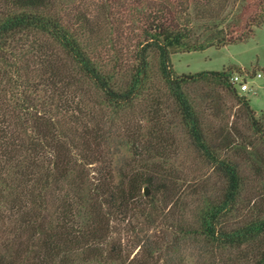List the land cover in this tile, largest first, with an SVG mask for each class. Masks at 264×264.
<instances>
[{"label": "trees", "instance_id": "trees-1", "mask_svg": "<svg viewBox=\"0 0 264 264\" xmlns=\"http://www.w3.org/2000/svg\"><path fill=\"white\" fill-rule=\"evenodd\" d=\"M193 1L184 3L186 13ZM76 2L0 0V264H171L174 256L186 264L181 244L199 246L201 264H264V164L255 169L259 195L246 203L255 215L229 225L247 184L240 165L220 156L235 140L222 132L208 141L188 92L206 82L239 95L233 70L179 75L172 64L175 53L234 39L220 33L193 42L190 17L172 24L166 7L136 8L121 58L115 38L126 36L124 28L100 39L111 43L106 58L92 33L99 24L114 28L111 13L93 22ZM155 79L162 88L153 91ZM178 131L222 173L219 195L182 183L174 167ZM185 191L193 197L183 204L194 208L190 224L178 223L172 209ZM122 233L134 235L130 247Z\"/></svg>", "mask_w": 264, "mask_h": 264}, {"label": "rangeland", "instance_id": "rangeland-1", "mask_svg": "<svg viewBox=\"0 0 264 264\" xmlns=\"http://www.w3.org/2000/svg\"><path fill=\"white\" fill-rule=\"evenodd\" d=\"M186 1L77 0L74 7H78L81 12L94 16L93 22H103L107 15L111 13L107 20L113 23L114 28L107 31L105 25L99 24L92 33L94 42L97 44L98 49L103 52L102 56L106 58H111L113 55L110 50H106H112L109 46L111 43L108 44L102 41V44H100V39H107V36L111 37L112 34L116 33V29L124 28L126 36L115 38L117 42L114 41L117 46L116 56L121 58L127 50L125 46L129 44L130 38H127L128 28L132 24L133 11L136 8L140 11L145 10V12L154 13L158 11L159 7H166L170 11L169 19L172 24L179 23L181 25L185 23L186 18L190 17L189 28L191 30V41L193 42L205 43L211 36L220 33L228 36L229 40L234 39L228 45H216L203 51L175 53L172 55V64L175 72L179 75L231 69L233 75L240 73L243 75L248 74L250 78L255 77L252 86L256 94H233L217 85L206 82L191 84L188 88L190 98L197 106L206 137L208 139H218L217 137L222 132L224 135H229L227 133L233 134L231 138L232 141L235 140L233 146L227 153H222L220 156L222 159L230 158L233 162L239 164L241 171H243L242 175L247 179L246 189L242 194L241 208L235 217L230 218L229 222V225L238 227L255 215L251 206L246 203L250 198L259 195L260 185L258 180L255 179V169H257V165L264 164V0H194L190 2L191 9L188 13L184 10ZM104 2H108L112 6L109 12L101 6ZM150 60L153 65H157V59L154 55L151 56ZM126 63H121L125 69L129 65H126ZM117 64L116 61L111 60L107 65V70L113 72L112 69ZM258 74H262L261 79L256 77ZM152 86L153 91L162 88L158 79H155ZM243 96L244 98H242ZM239 99L249 101L253 113H250L245 105H241ZM184 134L183 132L177 134L179 152L174 158L177 175L182 183L186 182L185 185L189 183L203 184V192L208 197L219 195L221 189H223L224 179L221 176L222 173L217 172L216 167L196 151L191 140L187 139ZM208 141L211 142L210 139ZM184 198L185 200L183 201L182 198L181 203L174 201L172 209L173 212H178V216H180V218L178 217V223L183 217L182 223L184 224L185 221L186 224H190L192 221L195 222L194 208L190 205L184 211L186 206L183 204L187 201L189 204L190 201L192 203L193 197L185 191ZM246 205H248L247 208ZM168 210L169 207L166 208L165 212ZM173 216H175L174 213ZM162 221L166 224L161 222L158 226L152 228V232L159 233L161 228L164 229L173 225L171 219ZM122 232L124 233V231ZM122 237L124 238L123 245L128 244V247H130L134 235L132 233L126 235L125 233ZM167 237L163 246L164 250L170 240V236ZM189 245L190 247H186L181 244L180 251L182 253L181 257L184 256L182 258L184 263H206L204 256L200 257L199 246ZM138 250L132 253L131 259ZM143 252L142 249L138 254V256L141 255L137 258L138 263L145 260ZM170 259L171 264H178L176 256ZM208 261L211 262L209 258ZM161 263H163V260Z\"/></svg>", "mask_w": 264, "mask_h": 264}, {"label": "built area", "instance_id": "built-area-1", "mask_svg": "<svg viewBox=\"0 0 264 264\" xmlns=\"http://www.w3.org/2000/svg\"><path fill=\"white\" fill-rule=\"evenodd\" d=\"M258 79L262 78V74H258L256 76ZM254 78H250L248 74L243 75L240 73H235L231 77V83L233 84L234 88L240 95H249V94H256L254 87L252 86L254 82Z\"/></svg>", "mask_w": 264, "mask_h": 264}, {"label": "water", "instance_id": "water-1", "mask_svg": "<svg viewBox=\"0 0 264 264\" xmlns=\"http://www.w3.org/2000/svg\"><path fill=\"white\" fill-rule=\"evenodd\" d=\"M143 192H144L145 196H148L149 195V189L147 187L144 189Z\"/></svg>", "mask_w": 264, "mask_h": 264}]
</instances>
